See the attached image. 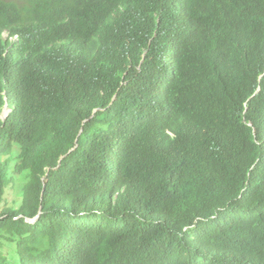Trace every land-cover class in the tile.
<instances>
[{"label":"trees","instance_id":"obj_1","mask_svg":"<svg viewBox=\"0 0 264 264\" xmlns=\"http://www.w3.org/2000/svg\"><path fill=\"white\" fill-rule=\"evenodd\" d=\"M0 264H264V0H0Z\"/></svg>","mask_w":264,"mask_h":264},{"label":"rangeland","instance_id":"obj_2","mask_svg":"<svg viewBox=\"0 0 264 264\" xmlns=\"http://www.w3.org/2000/svg\"><path fill=\"white\" fill-rule=\"evenodd\" d=\"M18 191H19V184L17 183V184L15 185L14 191H9V192H8L9 198H14V197H16Z\"/></svg>","mask_w":264,"mask_h":264},{"label":"clouds","instance_id":"obj_3","mask_svg":"<svg viewBox=\"0 0 264 264\" xmlns=\"http://www.w3.org/2000/svg\"><path fill=\"white\" fill-rule=\"evenodd\" d=\"M3 37H4V39H6V38L8 37V34H7V33L4 34ZM10 40H11V41H16L17 38H16V36H14V37H11ZM5 107H6V106H5ZM7 107H8V106H7ZM8 110H9V109H8ZM3 111H4V110H3ZM8 113H9V112H8ZM6 116H7V115H6ZM6 116H4V115H3V112H2L1 117L5 118Z\"/></svg>","mask_w":264,"mask_h":264},{"label":"water","instance_id":"obj_4","mask_svg":"<svg viewBox=\"0 0 264 264\" xmlns=\"http://www.w3.org/2000/svg\"><path fill=\"white\" fill-rule=\"evenodd\" d=\"M9 110L8 107L6 106L3 111V115L6 116L8 114Z\"/></svg>","mask_w":264,"mask_h":264}]
</instances>
